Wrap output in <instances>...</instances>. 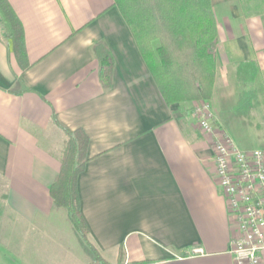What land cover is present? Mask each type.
Here are the masks:
<instances>
[{
	"label": "crops",
	"instance_id": "0c3cea01",
	"mask_svg": "<svg viewBox=\"0 0 264 264\" xmlns=\"http://www.w3.org/2000/svg\"><path fill=\"white\" fill-rule=\"evenodd\" d=\"M8 2L26 60L23 68L0 20V264H95L49 190L76 130L88 137L80 212L108 264H233L209 139L192 103L164 101L113 0ZM224 3L227 12L214 9L211 118L230 137L242 122V149L252 150L264 142V6ZM98 46L113 61L107 88Z\"/></svg>",
	"mask_w": 264,
	"mask_h": 264
},
{
	"label": "trees",
	"instance_id": "16d2710c",
	"mask_svg": "<svg viewBox=\"0 0 264 264\" xmlns=\"http://www.w3.org/2000/svg\"><path fill=\"white\" fill-rule=\"evenodd\" d=\"M258 2L264 0H257ZM167 104L209 101L213 96L218 39L212 0H113ZM0 20L13 53L23 66L26 60L23 29L8 0H0ZM99 78L107 88L113 61L97 47ZM242 117V94L236 104ZM88 137L82 130L68 135L59 152L60 169L50 185L54 207L64 209L81 247L93 263L108 264L88 239L80 212L77 179L88 157ZM121 253V251H120Z\"/></svg>",
	"mask_w": 264,
	"mask_h": 264
},
{
	"label": "built area",
	"instance_id": "2783aa9c",
	"mask_svg": "<svg viewBox=\"0 0 264 264\" xmlns=\"http://www.w3.org/2000/svg\"><path fill=\"white\" fill-rule=\"evenodd\" d=\"M195 106L192 115H198L199 126L209 139L216 183L226 203L233 264H264V150H243L225 132L218 135L209 123L210 102Z\"/></svg>",
	"mask_w": 264,
	"mask_h": 264
},
{
	"label": "rangeland",
	"instance_id": "374dc122",
	"mask_svg": "<svg viewBox=\"0 0 264 264\" xmlns=\"http://www.w3.org/2000/svg\"><path fill=\"white\" fill-rule=\"evenodd\" d=\"M229 1V3L233 6V4H238L239 5V8H240V10L242 11V0H228ZM256 2L257 3H260V6L262 7V6H264V3H262V1H260V2H258L257 0H244V3H253V7H254V5L256 6V8H257V5H256ZM228 3V2H227ZM227 3H224L226 6L224 7V5H223V0H216V2H214V9H215V11L217 12V14H218V8L220 7V10H222V8H225V11L227 12L228 10L226 9V8H228L227 7ZM245 7L246 8H248V6L247 5H245ZM250 7V6H249ZM219 14H220V12H219ZM220 16V15H219ZM238 101V100H237ZM210 102V101H209ZM193 103H200V102H192V106H193ZM211 104V103H210ZM190 107V110H191V112H192V110L193 109H195V108H197V106H195V107ZM200 106V105H199ZM192 119H193V124L195 125V129L199 132V133H202V134H204L203 133V130L201 129V127L199 126V123H198V115H194V116H192ZM241 120H242V117L240 118ZM209 123L212 125V127H213V129H215V131L218 133V135H222V134H219L220 132L215 128V125H214V123L212 122V118H210L209 119ZM235 126V125H234ZM260 131H262L263 132V134H264V130L263 129H260ZM226 135L230 138V139H233L234 140V142L236 143V145H237V147H239L240 149H242V122H240V124L239 125H237V127L236 128H234V129H232V137H230V135L228 134V133H226ZM264 140V139H263ZM262 140V141H263ZM261 142V141H260ZM255 146H260V147H258V148H260V149H263L264 150V142L262 143V145H255ZM13 236L14 235H12V238H13ZM8 254H10L11 252V256H13L12 254H15L14 253V251H13V249L12 248H7L6 250H5ZM96 264V263H95Z\"/></svg>",
	"mask_w": 264,
	"mask_h": 264
}]
</instances>
